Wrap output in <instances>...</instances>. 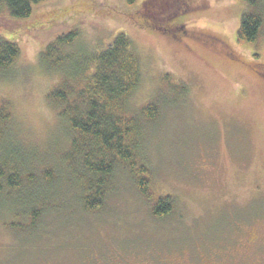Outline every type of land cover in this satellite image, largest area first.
<instances>
[{
  "label": "rangeland",
  "instance_id": "rangeland-1",
  "mask_svg": "<svg viewBox=\"0 0 264 264\" xmlns=\"http://www.w3.org/2000/svg\"><path fill=\"white\" fill-rule=\"evenodd\" d=\"M148 1L49 0L26 19L0 14V36L20 49L0 79V104L11 114L2 144L28 161L23 198L48 201L35 206L38 225L25 232L27 219L14 215L23 216L20 195L1 199L0 264H264V81L257 75L264 0H191L170 25L179 26L174 36L142 15L172 13L177 2L144 11ZM244 12L263 17L253 45L237 41ZM71 29L79 33L76 54L97 52L123 33L139 57L141 81L128 110L138 116L144 105L157 106L153 122L140 121L151 202L118 164L101 208L79 206L71 163L63 161L69 134L46 101L58 80L38 60ZM161 196L171 199L172 213L159 220L150 208Z\"/></svg>",
  "mask_w": 264,
  "mask_h": 264
},
{
  "label": "trees",
  "instance_id": "trees-1",
  "mask_svg": "<svg viewBox=\"0 0 264 264\" xmlns=\"http://www.w3.org/2000/svg\"><path fill=\"white\" fill-rule=\"evenodd\" d=\"M47 1L0 0V14L6 12L13 19H26L31 16L34 6ZM125 1L128 5L136 2ZM238 1L247 6H255V0ZM175 2L177 6L174 12L166 15L163 13L155 20L142 15L145 24L167 34L168 28H174L170 25L176 17L185 15L193 3L191 0ZM262 25L263 17L260 14L244 12L240 18L237 41L253 45ZM78 38L79 33L75 29L58 35L40 50L38 60L43 71L58 80L56 87L47 94L46 101L69 134V150L64 154L63 161L71 163L69 183L80 191L77 197L79 206L86 212L101 208L106 195L107 179L118 164L130 174L142 199L151 202V171L142 154L144 143L140 121L153 122L157 106L155 103L144 105L138 116L130 115L128 110V99L141 81L139 57L131 40L123 33L114 35L107 45L89 55L75 53L74 45ZM19 54L20 49L16 43L0 36V79L8 76ZM177 87L180 94L185 93L181 84ZM10 119L7 103L0 104V201L3 198L12 199L14 194L20 195L18 203L24 209L23 216L14 215L21 220L26 218L24 230L31 232L38 225L41 205H46L48 201L42 202L35 197L23 198L27 191L21 192L25 181L22 174L28 161L21 158L18 150L2 144ZM31 179H28L29 185L32 184ZM44 181L49 184L50 179L45 176ZM36 205H39V210L35 208ZM150 211L159 220L168 217L172 213L171 199L168 196L157 198Z\"/></svg>",
  "mask_w": 264,
  "mask_h": 264
},
{
  "label": "flooded vegetation",
  "instance_id": "flooded-vegetation-1",
  "mask_svg": "<svg viewBox=\"0 0 264 264\" xmlns=\"http://www.w3.org/2000/svg\"><path fill=\"white\" fill-rule=\"evenodd\" d=\"M167 0H149L148 1V4H147V6L145 7V9H144V11H148L149 9L147 8L148 6H152V7H155V9L156 10H159V8H162L163 6H164V4H165V2H166ZM168 2H169V0H168ZM159 12L160 11H158V12H155V13H153V15L152 14H150L151 15V17L150 16H148L150 19H157L156 18V14H158L159 16H161L160 14H159ZM164 12H162L161 14H163ZM169 29V32H168V34L169 35H174V32L175 31H177L178 29H177V27H174V28H168ZM167 30V29H166ZM257 75L259 76V78L262 80V81H264V65H261V69H260V71L257 73Z\"/></svg>",
  "mask_w": 264,
  "mask_h": 264
}]
</instances>
